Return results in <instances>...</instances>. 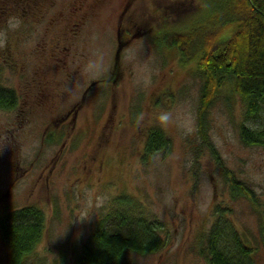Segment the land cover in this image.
<instances>
[{
	"label": "rangeland",
	"instance_id": "rangeland-1",
	"mask_svg": "<svg viewBox=\"0 0 264 264\" xmlns=\"http://www.w3.org/2000/svg\"><path fill=\"white\" fill-rule=\"evenodd\" d=\"M220 1L89 0L88 22L74 49L80 57L65 68L55 64L51 51L76 16L49 15L41 21L5 12L0 0V83L20 98L15 110H0V220L29 206L45 215L42 239L27 264H73L98 221L123 195L163 225L164 247L147 255L130 252L133 264H207L217 206L232 211L255 251V264H264V148L241 142L244 105L237 96L222 95L210 110V137L224 166L256 197L233 199L221 168L197 135L203 83L199 56L183 64L178 48L165 42L173 32L206 21ZM57 18L55 25L49 23ZM9 20L18 26L9 28ZM234 30L227 27L221 36L229 38ZM44 39L49 45L40 50ZM133 50L145 66L142 74L132 70ZM90 60L97 65L86 67ZM76 65L69 80L66 73ZM86 89L75 123H50ZM164 112L170 120L161 124ZM154 126L165 130L172 148L167 157L159 154L143 165ZM2 240L0 261L4 255L2 264H8L10 249Z\"/></svg>",
	"mask_w": 264,
	"mask_h": 264
},
{
	"label": "trees",
	"instance_id": "trees-1",
	"mask_svg": "<svg viewBox=\"0 0 264 264\" xmlns=\"http://www.w3.org/2000/svg\"><path fill=\"white\" fill-rule=\"evenodd\" d=\"M194 8L182 9L180 15ZM227 27L235 29L229 38L221 36ZM165 42L178 48L183 64L192 55L199 56L197 72L203 80L197 132L200 147L206 148L221 168L233 199L255 201L251 187L224 166L210 137L209 115L222 95L227 99L239 97L244 105L238 130L240 140L245 146L264 148V0H221L206 21L196 23L190 30L173 32ZM18 98L16 90L0 83V110H15ZM51 136L54 140V133ZM144 146L142 163L149 165L159 154L167 157L172 143L165 130L154 126L148 131ZM115 204L98 221L73 264H133L128 258L130 252L147 255L164 247L160 221L141 214L129 196L119 197ZM231 214L226 207H215V221L208 233L207 264H255V251L242 237ZM44 228L45 215L33 206L1 217L0 234L10 249L9 264H27Z\"/></svg>",
	"mask_w": 264,
	"mask_h": 264
},
{
	"label": "flooded vegetation",
	"instance_id": "flooded-vegetation-1",
	"mask_svg": "<svg viewBox=\"0 0 264 264\" xmlns=\"http://www.w3.org/2000/svg\"><path fill=\"white\" fill-rule=\"evenodd\" d=\"M1 4L3 5V10L7 13L22 17H31L36 15L37 17H41V21L45 20V18L49 15L57 17L76 16V21L70 23L69 26L60 33L62 34L61 37L56 40V43H54L55 46L51 51V58L55 64L68 68L69 60L80 57V54L75 52L74 49L82 36V31H84L85 25L88 22V19L84 14L90 4L89 0H3V2L1 0ZM58 20L59 18L54 19L49 23L55 25V22ZM48 42L50 41L47 39L40 40L37 46L40 50H46L49 45ZM64 42L65 44H63ZM77 71L78 65L69 70V73H66L67 78L72 80ZM87 89L83 93L81 100L70 107L66 113H62L58 119L52 120L50 123H62L65 125L70 121L75 123V116L87 98V92H89ZM90 89L91 88H89V90ZM42 97L46 98L47 94H43ZM18 99L20 101V98ZM1 111L8 112L6 110ZM0 239L3 242L2 238ZM0 253H5V248L0 247ZM2 258L3 262L0 261V264L4 263V255Z\"/></svg>",
	"mask_w": 264,
	"mask_h": 264
},
{
	"label": "clouds",
	"instance_id": "clouds-1",
	"mask_svg": "<svg viewBox=\"0 0 264 264\" xmlns=\"http://www.w3.org/2000/svg\"><path fill=\"white\" fill-rule=\"evenodd\" d=\"M18 26V23L14 20H9L8 21V27L9 28H16ZM129 61L131 62V66H132V70L134 72H136L137 74H142L145 72V66L141 63H139L137 61V57H136V53L135 51H130L129 53ZM100 62H103V57H100ZM97 65V61L96 60H90L88 62V66L89 68L95 67ZM145 80H147V77L144 76L143 77ZM170 120V114L167 112L161 113L159 115V121L161 122V124H164L166 122H168Z\"/></svg>",
	"mask_w": 264,
	"mask_h": 264
}]
</instances>
